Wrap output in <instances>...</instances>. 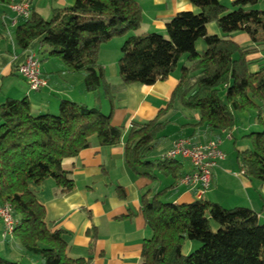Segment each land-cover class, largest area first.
Segmentation results:
<instances>
[{"label":"trees","instance_id":"obj_1","mask_svg":"<svg viewBox=\"0 0 264 264\" xmlns=\"http://www.w3.org/2000/svg\"><path fill=\"white\" fill-rule=\"evenodd\" d=\"M190 1L202 11L178 12L167 21L166 35L148 32L126 37L118 61L119 84L107 79L99 51L103 43L140 28L142 7L137 0H73L70 6L54 7L50 18L32 9L16 26L18 48L26 51L40 40L41 61L62 60L68 71L84 76L88 92L103 88L111 104L105 113L99 107L62 99L56 114L34 113L28 97H8L0 104V203L12 206L14 234L28 253L39 257L40 264H92L96 235L88 257L71 256L64 230L48 227L45 206L29 184L52 178L62 193L72 191L75 181L62 161L90 147L94 135L104 146L124 140L126 164L135 175L176 180L183 175L181 159L165 154L151 157L170 123L161 120L165 113L176 106L197 112L193 127L214 132L231 131L237 124L236 112L252 110L260 129L243 136L250 139V147L236 150L242 172L264 182V61L250 58L264 52V9L258 7L262 0H234L233 9L220 0ZM212 21L222 35L208 33ZM237 32L247 33L253 44L236 42ZM199 38L207 43L203 52L195 47ZM184 55L188 63L180 67L179 82L157 117L134 122L127 133L113 124L117 91L130 83L153 85L166 80ZM256 62L259 67L253 70ZM171 188L142 195V213L151 235L143 241L138 264H264V223L256 211L205 199L175 203L165 199ZM187 240L199 247L185 254ZM0 264L23 263L0 254Z\"/></svg>","mask_w":264,"mask_h":264},{"label":"crops","instance_id":"obj_2","mask_svg":"<svg viewBox=\"0 0 264 264\" xmlns=\"http://www.w3.org/2000/svg\"><path fill=\"white\" fill-rule=\"evenodd\" d=\"M16 0H12L14 2ZM142 7V22L139 29L124 37H117L101 45L99 63L104 67L107 79L113 84L120 83L118 61L122 55L121 47L129 35L148 32L167 34L166 23L183 10L200 13L202 9L190 0H137ZM234 0H220L233 6ZM32 8L50 18L54 7L70 6L73 0H31ZM231 5V6H230ZM2 22L0 29V104L8 97H28L34 113H54L59 111L62 99L84 103L90 107H99L105 113L110 112L111 104L103 88L97 92L85 89L84 76L67 70L65 63L58 58H45L41 61V72L47 79L42 89L30 90L27 82L16 71V65L25 58L28 50L40 55V40H35L23 51L16 45L15 28L23 20L19 18L13 24V13L9 4L0 2ZM258 7L264 9V0ZM49 14V17H46ZM21 20V21H20ZM10 23V25H9ZM209 34L222 35L216 22L207 24ZM233 39L242 46L253 44L245 32H237ZM196 50L207 49L204 38L195 43ZM41 56V55H40ZM44 56V55H43ZM264 61V52L250 55ZM188 63L187 55L179 60L177 69L164 81L153 85L140 82L130 83L115 94L112 122L125 128L127 133L134 122H146L157 117L162 108H166L172 92L180 79V67ZM257 70L259 62L254 63ZM237 124L231 130L209 131L204 126L194 128L199 114L180 106L173 107L161 120L170 123L162 132L158 147L151 153L152 158H162L179 137L188 138L193 144H202L212 138H221V148L225 158L213 170L211 188L203 193L188 185H177L172 177L159 175L157 180L135 175L125 160L124 140L118 144L104 146L96 135L92 136L90 147L83 149L74 157L64 158L62 167L69 171L75 181L72 191L62 193L54 179L48 178L41 184L30 183L46 209V222L52 230L63 229L64 239L69 244V254L73 257H88L92 236L96 235L92 264H138L141 259L143 241L151 235L142 213V195L166 186L172 188L165 199L175 203L192 202L198 199L217 202L224 207H249L258 213L259 221L264 223V182L251 179L241 169L236 147L251 146L245 134L259 130L255 112L248 110L236 112ZM241 138L239 139V137ZM233 142V149L229 143ZM226 145V149L224 148ZM183 174L191 172L193 165L183 160ZM124 190V196L121 190ZM5 233V225L0 218V254L12 260H27V264H39L40 259L30 254L21 245L16 235ZM198 246L197 242L187 240L183 246L185 254Z\"/></svg>","mask_w":264,"mask_h":264},{"label":"built area","instance_id":"obj_3","mask_svg":"<svg viewBox=\"0 0 264 264\" xmlns=\"http://www.w3.org/2000/svg\"><path fill=\"white\" fill-rule=\"evenodd\" d=\"M31 3L29 0H18L9 4V9L14 13L13 24L18 22L19 18H28L31 15ZM16 71L27 82L30 90H40L47 85V79L41 72L40 55L28 50L22 62L16 65ZM221 139H212L202 145H192L190 140L185 137L174 141L165 156L168 158H179L188 160L193 165L191 172L185 173L177 178V185H188L190 187H200L199 193H203L211 188L213 170L219 165V162L225 158V153L221 148ZM0 216L5 225V233L13 234L16 226V218L13 208L9 203L0 205Z\"/></svg>","mask_w":264,"mask_h":264},{"label":"rangeland","instance_id":"obj_4","mask_svg":"<svg viewBox=\"0 0 264 264\" xmlns=\"http://www.w3.org/2000/svg\"><path fill=\"white\" fill-rule=\"evenodd\" d=\"M18 0H16V2H17ZM29 2L31 3L30 5H31V10L33 9L32 8V2H31V0H29ZM231 6V5H230ZM231 9H233V6L231 7ZM10 12H11V10H10ZM13 13V12H12ZM2 14H3V11H2V7L0 6V29L2 28V29H4L5 27H4V23L2 22ZM47 16L46 17H49L48 15L49 14H47V13H45ZM13 15H14V13H13ZM25 19V18H24ZM23 19V20H24ZM21 21V20H20ZM9 25H10V23H9ZM237 137H239V139L241 138V136H237ZM212 139H215V138H212ZM212 139H210V140H212ZM217 139H221V138H217ZM221 141H222V139H221ZM191 142V141H190ZM209 141H207V142H205V143H202V144H206V143H208ZM191 144L192 145H195V146H197V145H202V144H193L192 142H191ZM230 145H231V148L230 149H233V142H231V143H229ZM173 145H174V143H173ZM173 145H172V147H173ZM225 149H226V145H225V147H224ZM225 153V152H224ZM177 180V179H176ZM191 188H197L196 190H197V192L199 191V188L198 187H191ZM1 204V206H3L4 205V203H0ZM6 204V203H5ZM0 218H1V216H0ZM197 247H199V244H198V246ZM196 248H194L193 250H195ZM37 256V255H36ZM18 260H20V259H18ZM22 263L23 264H27V260H23L22 261ZM40 264V263H39Z\"/></svg>","mask_w":264,"mask_h":264}]
</instances>
